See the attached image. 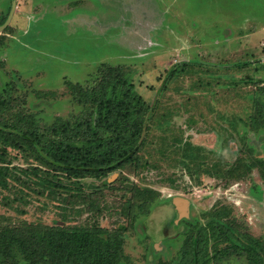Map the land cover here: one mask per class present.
<instances>
[{
	"label": "rangeland",
	"instance_id": "rangeland-1",
	"mask_svg": "<svg viewBox=\"0 0 264 264\" xmlns=\"http://www.w3.org/2000/svg\"><path fill=\"white\" fill-rule=\"evenodd\" d=\"M13 4L0 93L14 109L41 125L82 118L67 83L93 87L113 66L148 111L137 161L98 178L57 173L68 188H23V203L18 185L0 190V225L96 223L118 264H182L192 240L194 264H250L246 244L264 264V0H0V25ZM2 154L30 165L16 149ZM43 252L0 264H50Z\"/></svg>",
	"mask_w": 264,
	"mask_h": 264
},
{
	"label": "trees",
	"instance_id": "trees-1",
	"mask_svg": "<svg viewBox=\"0 0 264 264\" xmlns=\"http://www.w3.org/2000/svg\"><path fill=\"white\" fill-rule=\"evenodd\" d=\"M124 77L119 69L105 66L100 82L93 87L68 82L71 94L85 106L87 114L74 120L58 117L49 125H41L33 113L23 108L14 109L0 93V145L4 147L0 150V190L18 185L16 199L23 203L27 196L23 188L41 195L57 193L59 187L68 188L61 182V175L74 181L88 176L98 178L137 161L148 106ZM6 147L20 151L30 159V165L15 168L4 164L2 150ZM18 173L23 176L20 178ZM3 199L7 198L1 196L4 204H10L9 199ZM222 226L219 235L228 237L227 228ZM108 239L109 231L96 223L70 226L9 221L0 225V254L17 251L34 257L37 251H44L50 264H118L117 252L111 250ZM200 246L199 240L190 241L182 264L198 262L193 248ZM244 248L253 252L250 264L261 260L255 248L247 244Z\"/></svg>",
	"mask_w": 264,
	"mask_h": 264
},
{
	"label": "water",
	"instance_id": "water-1",
	"mask_svg": "<svg viewBox=\"0 0 264 264\" xmlns=\"http://www.w3.org/2000/svg\"><path fill=\"white\" fill-rule=\"evenodd\" d=\"M13 10H14V4H13V6H12L11 11L9 12V15H8L7 20H6L2 25H0V30H2V29H3V28L9 23L10 18H11L12 13H13Z\"/></svg>",
	"mask_w": 264,
	"mask_h": 264
},
{
	"label": "flooded vegetation",
	"instance_id": "flooded-vegetation-1",
	"mask_svg": "<svg viewBox=\"0 0 264 264\" xmlns=\"http://www.w3.org/2000/svg\"><path fill=\"white\" fill-rule=\"evenodd\" d=\"M182 208H184V206L182 205ZM182 208H180V209H182ZM180 214V213H179ZM178 214V215H179ZM180 215H182V214H180ZM179 221H180V219H178V218H176V219H173L172 220V222H173V225H179ZM168 233H167V230L164 232V235H167Z\"/></svg>",
	"mask_w": 264,
	"mask_h": 264
}]
</instances>
